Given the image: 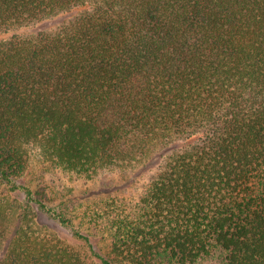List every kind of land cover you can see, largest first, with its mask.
Here are the masks:
<instances>
[{
	"label": "trees",
	"instance_id": "trees-1",
	"mask_svg": "<svg viewBox=\"0 0 264 264\" xmlns=\"http://www.w3.org/2000/svg\"><path fill=\"white\" fill-rule=\"evenodd\" d=\"M2 33L0 264H264V0H0ZM165 149L137 199H71Z\"/></svg>",
	"mask_w": 264,
	"mask_h": 264
},
{
	"label": "rangeland",
	"instance_id": "rangeland-1",
	"mask_svg": "<svg viewBox=\"0 0 264 264\" xmlns=\"http://www.w3.org/2000/svg\"><path fill=\"white\" fill-rule=\"evenodd\" d=\"M54 23V21L45 20L40 22L39 25H50ZM22 31H26L22 30ZM5 36V34H0V37ZM183 143V142H181ZM180 142L177 145L181 144ZM172 147V146H171ZM170 147V148H171ZM165 150H160L149 157H147L142 162H139L128 168L127 170H108L101 174L98 178L89 181L87 183L80 182L78 184L73 185L72 189V200L77 201V205L81 208L84 205L90 204L99 199H105L108 197H114L117 199L124 200H135L137 199L144 186L149 182V180L155 175L157 172L158 166L162 160L163 154H165ZM34 164V162H33ZM34 167H31V170L22 178L24 183L31 184L30 178L34 174ZM11 198L16 199L17 201H22L23 195L12 193L10 194ZM59 201V199H57ZM80 203V204H79ZM55 204V203H54ZM57 205V203H56ZM66 214L73 218L75 226L82 231H87L85 224L82 222L81 218V209L76 208L74 211L68 207V211ZM37 221L41 223L39 226L42 228H47L51 230H55V228L62 233V235L67 238V241L73 243L71 240L70 231L67 229L58 228L56 224L51 221L46 214L41 211L36 210ZM12 229V228H11ZM12 231V230H11ZM11 231L7 235V239L3 242V247L6 245L8 238L11 236ZM94 248L101 253H106V243H107V235L102 232L89 233Z\"/></svg>",
	"mask_w": 264,
	"mask_h": 264
}]
</instances>
